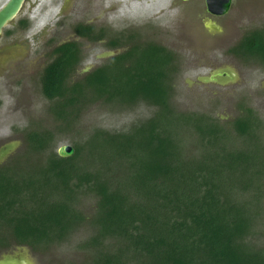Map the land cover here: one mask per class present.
Returning <instances> with one entry per match:
<instances>
[{
  "label": "trees",
  "instance_id": "trees-1",
  "mask_svg": "<svg viewBox=\"0 0 264 264\" xmlns=\"http://www.w3.org/2000/svg\"><path fill=\"white\" fill-rule=\"evenodd\" d=\"M73 29L112 54L76 76L80 44L53 48L40 83L60 130L96 102L155 111L123 131L93 127L66 157L53 130L25 129L22 150L0 165V249L39 251L85 226L84 264H264V140L252 109L225 124L181 111L171 50L138 33ZM229 52L264 64V27L246 31ZM83 200L94 204L89 214Z\"/></svg>",
  "mask_w": 264,
  "mask_h": 264
},
{
  "label": "rangeland",
  "instance_id": "rangeland-1",
  "mask_svg": "<svg viewBox=\"0 0 264 264\" xmlns=\"http://www.w3.org/2000/svg\"><path fill=\"white\" fill-rule=\"evenodd\" d=\"M5 1L0 0V6ZM173 1L176 0H26L0 36V153H4L0 154V165L22 150L25 129L53 130L58 135L57 150L62 145L81 142L93 127L123 131L155 111V107L143 102L121 107L96 102L79 114L75 125L60 130L61 123L48 110L52 102L41 92L40 76L52 58V49L74 40L72 25L81 21L107 24L112 35V28L124 30V35L138 33L143 43L165 46L176 57L173 102L179 110L209 114L225 124L243 107L251 108L261 123L259 135L264 140V64L229 52L244 32L264 26V0H235L230 12L220 19L222 33L216 34L193 19L194 14H181L183 10L197 11L196 1L177 0V6ZM20 19L30 23L29 29L18 26ZM76 41L83 59L75 75L82 76L103 63L106 57L102 54L108 49L103 42ZM226 69L232 71V78L209 80L214 72ZM232 134L238 143L239 136L233 131ZM93 206L90 200L82 202L87 214ZM88 230L83 226L66 241L39 251L13 246L10 252L0 251V260L7 256L4 261L12 258L19 264H84L90 253L81 243ZM261 234L264 242V227Z\"/></svg>",
  "mask_w": 264,
  "mask_h": 264
},
{
  "label": "water",
  "instance_id": "water-1",
  "mask_svg": "<svg viewBox=\"0 0 264 264\" xmlns=\"http://www.w3.org/2000/svg\"><path fill=\"white\" fill-rule=\"evenodd\" d=\"M26 0H6L0 6V36L4 27L11 22L16 15L20 12L23 7V4ZM231 0H205L206 10L211 14H224L228 11ZM112 54L111 51L104 52L102 56H108ZM226 76L232 78L231 70H219L213 73L210 76L209 80L217 81ZM57 152L60 156H71L74 153V149L70 145H62L57 149ZM1 155L4 153H0Z\"/></svg>",
  "mask_w": 264,
  "mask_h": 264
},
{
  "label": "flooded vegetation",
  "instance_id": "flooded-vegetation-1",
  "mask_svg": "<svg viewBox=\"0 0 264 264\" xmlns=\"http://www.w3.org/2000/svg\"><path fill=\"white\" fill-rule=\"evenodd\" d=\"M180 2L181 1H184V2H187V1H192V0H179ZM194 1H196V4L198 5V10L197 11H191V12H185L184 10L182 11V15H185V14H194V16H193V19H195L196 21H198L205 29H207L208 31H210V33L211 34H216V33H222V28H223V26H222V24H221V21H220V19L221 18H223L225 15H227L229 12H230V9L232 8V5H233V3H234V1L235 0H231V2H230V6H229V9H228V11L226 12V13H224V14H219V15H216V14H211L210 12H208L207 10H206V5H205V0H194ZM177 4H178V1L176 0V1H173V6H177ZM192 17V16H191ZM58 21H60V20H58ZM79 23H83V24H86V23H89V24H92L91 22H83V21H81V22H76V23H74L73 25H72V30H71V32H72V34H73V36L74 37H76V38H80V39H82V40H86L85 38H83V37H80V36H78L77 34H76V32L74 31V26L75 25H77V24H79ZM29 25H30V23L28 24V26L27 27H20L22 30H27V29H29ZM95 25V24H94ZM95 27L96 28H101V27H104L105 29H106V31L108 30L107 28H110V26L109 25H107V24H99V25H95ZM264 26H262V27H255V28H263ZM253 29V28H252ZM112 30L113 31H115V34L117 35V34H120V33H124V32H122V31H124V30H122V29H120V30H118V29H115V28H112ZM130 32H131V30H130ZM246 34V32H244L243 33V35L241 36V38L238 40V42L242 39V37L244 36ZM76 38L74 39V40H69V41H76ZM65 42H68V41H65ZM76 42H78V41H76ZM237 42V43H238ZM64 43V42H63ZM79 43V42H78ZM60 44H62V43H60ZM59 45V44H58ZM53 50V49H52ZM52 52V51H51ZM11 248H13V247H11ZM11 248H8V249H0V251L1 252H3V253H5V251L7 252H10L11 250ZM7 257V256H6ZM5 256L3 257V258H1L2 260H0V264H19L16 260H14V259H12V258H10V259H7L6 261H4L5 260V258H6Z\"/></svg>",
  "mask_w": 264,
  "mask_h": 264
}]
</instances>
